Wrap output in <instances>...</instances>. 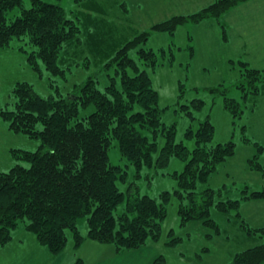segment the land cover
Returning <instances> with one entry per match:
<instances>
[{"label": "trees", "instance_id": "1", "mask_svg": "<svg viewBox=\"0 0 264 264\" xmlns=\"http://www.w3.org/2000/svg\"><path fill=\"white\" fill-rule=\"evenodd\" d=\"M59 1L31 0L26 6L24 0H0V49L17 42L18 51L39 77L45 71L64 78L66 69L60 66L65 63L61 61L63 49L72 41L80 42L79 19L69 16ZM243 1L246 0H216L196 13L175 16L151 28L173 32L178 23L218 18ZM149 32L143 31L126 41L104 64L113 68V74L103 90L93 76L66 91L57 87L48 96L38 94L27 81H17L11 90L13 108L0 103V119L7 121L11 132L39 141L32 151L13 149L18 162L7 171H0V246L12 240L13 230L22 224L56 257L66 245L67 230L76 248L83 243L77 221L82 217L86 218V237L112 244L118 253L143 247L148 240L157 241L169 194L161 192L158 198L140 194L135 183L129 184L126 192L121 191L118 183L127 182L128 173L110 162L108 150L113 143L134 166L136 177L143 166L163 167L172 155L185 160L183 172L174 174L178 180L174 192L179 200L181 225L202 220L217 231L218 225L210 219L214 204L219 212L228 213L238 210L241 201L264 200V189L245 187L237 199L222 198L220 189L196 192L197 183L205 182L220 163L234 154L235 144L229 140L209 145L213 126L208 120L199 123L191 153L181 142H175L174 126L164 125L158 95L146 70L141 68L154 65V54L145 47ZM131 49H135L136 58L129 55ZM238 62L250 92L259 93L264 87V69ZM224 99L233 116L242 114L236 100L226 96ZM194 101L193 105L199 107L201 101ZM159 134L165 135L166 143L154 160ZM187 134H192L191 130ZM255 146L256 154L248 164L261 170L257 158L264 153V147L258 143ZM122 202L123 211L116 214ZM236 216L239 229L258 235L259 239L264 237V228H249L239 212ZM80 263L78 259L75 264ZM263 263L264 239L234 254L231 261ZM153 264H165L163 256L158 255Z\"/></svg>", "mask_w": 264, "mask_h": 264}, {"label": "rangeland", "instance_id": "2", "mask_svg": "<svg viewBox=\"0 0 264 264\" xmlns=\"http://www.w3.org/2000/svg\"><path fill=\"white\" fill-rule=\"evenodd\" d=\"M30 1L24 0V4L29 6ZM214 1L81 0L76 3L60 0L68 15L79 19L81 27L80 42L72 41L63 49L61 61L65 63L60 66L66 69L65 77L52 76L45 71L39 77L25 62L24 54L18 51L17 42L12 43L9 48L0 49V103L13 108L11 90L17 81H27L38 94L48 96L55 93L57 87L66 91L93 76L103 90L113 74V68L104 64L126 41L150 31L145 47L152 50L154 65L141 68L146 70L158 95L164 125L174 126L175 142H181L191 153L199 123L208 120L213 126L209 145L229 140L235 144L234 154L220 163L205 182H198L196 192L205 188L220 189L222 198L237 199L245 187L262 190L264 153L257 158L261 170L251 168L248 162L256 154L255 143L264 147V87H260L259 93L250 92L238 61L264 69V0L239 2L218 18L178 23L173 32L151 28L172 17L196 13ZM129 55L136 58L135 49H131ZM225 96L239 103L243 110L240 116H233L225 106ZM196 99L201 101L199 107L193 105ZM188 130L192 134L188 135ZM165 143V135L159 134L154 160ZM38 144L36 139L11 132L7 121L0 119V171H7L18 162L13 149L32 151ZM108 154L112 164L120 165L128 173L127 182L118 183L121 191L126 192L128 185L135 183L140 194L158 198L161 192H168L159 238L146 243V247L163 256L165 264H231L234 254L264 239L239 229L236 216L240 211L249 228H264V200L241 201L238 210L228 213L219 212L214 204L210 208V219L218 225L217 231L202 220L181 225L179 200L174 192L178 180L174 174L183 172L184 159L172 155L165 166H143L140 176L136 177L134 166L120 154L116 143L109 147ZM123 208L124 202L115 213H121ZM77 221L83 243L76 248L67 230L66 245L56 257L25 231L22 224L18 225L12 232V240L0 246V264H75L78 259L93 264L99 259H110L113 246L87 238L86 218ZM172 239L177 240L172 243Z\"/></svg>", "mask_w": 264, "mask_h": 264}, {"label": "crops", "instance_id": "3", "mask_svg": "<svg viewBox=\"0 0 264 264\" xmlns=\"http://www.w3.org/2000/svg\"><path fill=\"white\" fill-rule=\"evenodd\" d=\"M245 201L250 202V201H255V200H245ZM245 201H242V202H245ZM240 203H239V206H240ZM238 212L240 214V217L242 216L241 217L242 219H246L243 215H241L240 211ZM112 248H113L114 253L110 256V259H106V260L99 259L98 261L97 260L94 261L95 263L93 264H153L154 259L158 255H160L158 254L157 251H154L155 249L146 247V245L138 249L124 251L122 253H118L114 246ZM121 258H124V259H121ZM126 260H129V262H125ZM80 264H85L84 259H81Z\"/></svg>", "mask_w": 264, "mask_h": 264}]
</instances>
